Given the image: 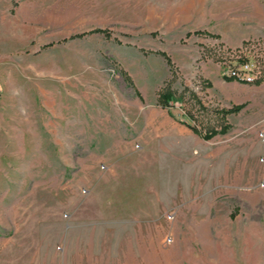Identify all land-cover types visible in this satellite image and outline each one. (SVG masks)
Returning <instances> with one entry per match:
<instances>
[{
    "label": "rangeland",
    "instance_id": "374dc122",
    "mask_svg": "<svg viewBox=\"0 0 264 264\" xmlns=\"http://www.w3.org/2000/svg\"><path fill=\"white\" fill-rule=\"evenodd\" d=\"M0 264H264V0H0Z\"/></svg>",
    "mask_w": 264,
    "mask_h": 264
},
{
    "label": "built area",
    "instance_id": "2783aa9c",
    "mask_svg": "<svg viewBox=\"0 0 264 264\" xmlns=\"http://www.w3.org/2000/svg\"><path fill=\"white\" fill-rule=\"evenodd\" d=\"M231 76L235 77V78L244 79V80H246L248 82L252 81V77H251V73L250 72L246 73L244 76H241L240 72L234 70V71L231 72ZM169 242H172L171 239H169Z\"/></svg>",
    "mask_w": 264,
    "mask_h": 264
}]
</instances>
